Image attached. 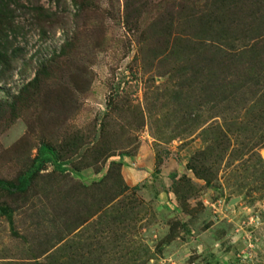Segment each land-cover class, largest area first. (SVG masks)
<instances>
[{"label": "rangeland", "instance_id": "1", "mask_svg": "<svg viewBox=\"0 0 264 264\" xmlns=\"http://www.w3.org/2000/svg\"><path fill=\"white\" fill-rule=\"evenodd\" d=\"M3 1L0 177L40 142H82L80 171L0 191L19 234L0 215V264H264V69L228 55L216 82L192 79L142 53L172 25L169 42L213 58L181 23L193 0Z\"/></svg>", "mask_w": 264, "mask_h": 264}, {"label": "trees", "instance_id": "2", "mask_svg": "<svg viewBox=\"0 0 264 264\" xmlns=\"http://www.w3.org/2000/svg\"><path fill=\"white\" fill-rule=\"evenodd\" d=\"M197 1H200L201 5ZM193 4L196 7H193ZM5 6L4 1L0 0V34L4 32L3 30L7 24L4 15ZM185 6L188 10L185 11V16L182 15L181 23L195 30L196 38L201 44H203L201 40L211 42L209 44V55L213 58L207 61L208 63H204L202 58H199L198 61L196 58L191 57L187 49L182 47L181 39L173 43L169 42L172 25L166 26V34L160 31L162 36L166 35L168 37L164 40L160 50L157 51L156 44L151 41L150 45L141 49L142 53L144 51L147 55L152 53L154 57L161 54L168 62V71L179 68L182 71L181 75L188 78L190 74L192 79H195L198 75H208L205 70H212L214 80L219 79L223 70L230 69L235 64L230 62L229 57H226L228 55L240 54L250 58L248 62L241 61L236 63L235 66L239 65L244 69L246 67L264 69V0H193L190 5ZM4 35L7 34L4 33ZM175 39H178V37H175ZM250 40H252V44L248 45ZM0 48L6 50L8 46L0 42ZM2 51L0 50V57L3 54ZM156 67L158 68V66ZM164 71H166V67ZM258 76L263 77L264 81V75L258 74ZM215 92H218L216 86ZM81 142V139H78L76 135H71L67 141L57 144L48 141L40 142L29 165L18 173L14 180L0 177V191L14 195L26 194L39 179L41 170L44 169L46 164L52 165V174L65 175L69 169L76 172L80 171L81 166L74 163L71 157L78 153ZM106 157L108 158L110 155L108 154ZM120 167V161L111 160L108 173L110 170H114L120 186L125 188L127 185L121 178ZM107 179H109L108 175L103 177L101 182H105ZM0 215L5 216L12 226V233L19 235L13 228L12 207L6 203H0Z\"/></svg>", "mask_w": 264, "mask_h": 264}]
</instances>
